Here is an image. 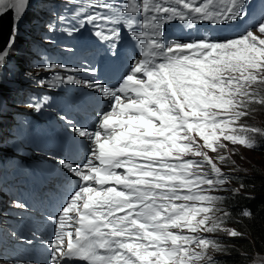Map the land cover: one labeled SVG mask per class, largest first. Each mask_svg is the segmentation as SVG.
Segmentation results:
<instances>
[{"label": "snow or ice", "instance_id": "1", "mask_svg": "<svg viewBox=\"0 0 264 264\" xmlns=\"http://www.w3.org/2000/svg\"><path fill=\"white\" fill-rule=\"evenodd\" d=\"M67 2L75 6L73 19L82 17L81 28L91 25L113 55L129 30L140 58L114 86L66 77L108 107L91 127L61 117L88 150L80 161L55 158L76 187L54 218L47 264H221L210 251L228 256L229 247L208 234H244L225 227L231 212L221 205L229 197L216 193L230 191L235 198L246 186L230 187L240 169L225 141L256 149L257 134L264 137V130L240 123L253 104L264 105V15L239 36L181 42L166 36L167 24L191 30L203 22L223 26L246 20L248 0ZM30 7L31 0H0V19L12 12L11 31L0 47V118L8 107L4 70ZM58 81L65 82L57 75L48 83ZM43 105L30 107L41 111ZM229 162L233 167L225 173L220 165ZM241 215L253 218L247 208Z\"/></svg>", "mask_w": 264, "mask_h": 264}, {"label": "rangeland", "instance_id": "2", "mask_svg": "<svg viewBox=\"0 0 264 264\" xmlns=\"http://www.w3.org/2000/svg\"><path fill=\"white\" fill-rule=\"evenodd\" d=\"M62 0H39L36 4H34L29 10L28 14L25 17V26H27V31L33 34V38L31 39H24L21 37L17 38V43H16V48H15V54L13 55L12 59L16 61V64H18V67L15 69V76L19 77L20 79H24L25 81L32 80V82L41 84L43 85L46 82L45 76L41 75L44 71L43 69H48L49 77H55L57 75L65 77L66 74L64 73V69H66L67 75H73L75 71L81 70L75 63H73V59L76 58V53L77 50H73L71 48L70 42L71 43H76L79 39V34H75L74 36L69 37V42H64V41H59L58 43H55V39L52 38V41L50 43H47L49 48H51V51L55 52V58L49 59L48 61H45V64L42 63L44 67L32 65V66H26V63L23 61V59L28 60H33L30 58V53H29V46H30V41H40L42 40L41 37L43 36L44 33L52 32L55 34V31L58 30V23L57 21H54L53 23L51 22V28L50 25L47 24V19L52 18L54 15V11L50 10V13L48 12V17H46V12L48 11V7H44L48 2L51 3H57ZM45 8V9H44ZM36 14H40L39 17H37ZM37 18V20H36ZM69 32V31H68ZM212 32V29H211ZM61 37V38H60ZM58 39L62 40V36H60ZM77 44V43H76ZM49 50V49H48ZM56 50V51H55ZM29 56V57H28ZM67 61V63H66ZM82 63V64H81ZM79 65H84V61H82ZM50 65H57L58 67L56 68H49ZM31 70H37L34 75L32 73H29ZM43 71V72H42ZM30 74L32 78H28L25 76V74ZM37 73L39 75H37ZM47 73V71H45ZM19 75V76H18ZM41 78V79H40ZM41 81H44V83H41ZM56 90L61 93V89L56 88ZM16 93V98L19 95H22L23 97H26V91L22 90L21 93L19 94L17 90L10 91L8 94H15ZM14 105L16 106L17 102H13ZM17 108H23V109H30V106L28 105L26 108L25 107H19L16 106ZM14 119V120H13ZM258 121V122H257ZM0 122H5V126L1 127L0 123V141H3V145L0 144V146L5 147L9 150H12L16 153L20 154H25L24 153V145H25V134L26 132L31 131L29 128H25V125L21 119H19V116L17 115L16 112L10 111V112H5L2 118H0ZM259 118H255L252 123L257 124L259 123ZM227 144V150H229V154L232 153L230 151L232 148L230 147L229 142L225 141ZM245 150H242L241 154L235 153L232 156L238 155L242 156L244 155ZM210 155H212L209 152ZM215 158V155H212ZM231 156V157H232ZM258 157V156H257ZM233 160V157L231 158ZM244 159L246 164H249V159L246 158H241ZM261 158H256V161H261ZM223 165V164H222ZM7 188L2 186L0 184V191H6ZM225 227L228 228H233L230 224H225ZM221 234L224 236V238H228L225 233H217ZM226 240H229L226 239ZM251 264H264V260H255Z\"/></svg>", "mask_w": 264, "mask_h": 264}, {"label": "trees", "instance_id": "3", "mask_svg": "<svg viewBox=\"0 0 264 264\" xmlns=\"http://www.w3.org/2000/svg\"><path fill=\"white\" fill-rule=\"evenodd\" d=\"M23 61L28 65L32 63L27 60ZM261 91L264 94V89ZM249 116L251 121L259 118L260 122L255 125L253 123V126L264 130V105L253 104ZM258 144L259 147L256 149H244L245 152L242 156H232L240 171L235 173L238 178L232 180L231 188H238L242 182L246 186L241 190V196L231 198L230 191L223 194L229 198L221 207L231 212L228 223L233 224L236 229L242 232L244 238H229V240H226L230 255L224 256L221 254V257L217 256L221 260V264H249L253 260H264V137H261ZM246 157L249 159L248 165L244 159H241ZM256 158L262 160L256 161ZM231 167L233 165L229 162L228 168ZM229 169L226 170L229 171ZM244 195H252L255 199H244ZM245 208L252 212V219L244 218L241 215ZM216 237L218 239L224 238L220 234H216ZM210 255L212 254L210 253Z\"/></svg>", "mask_w": 264, "mask_h": 264}, {"label": "bare ground", "instance_id": "4", "mask_svg": "<svg viewBox=\"0 0 264 264\" xmlns=\"http://www.w3.org/2000/svg\"><path fill=\"white\" fill-rule=\"evenodd\" d=\"M37 2H38V1H37ZM37 2H36V3H37ZM44 9H45V8H44ZM223 29L226 31L225 36H227V37L230 36L229 34L231 33V25H229V24H227V25H223ZM239 32H240V30H238L237 32H234V33H232V34H233V35H237ZM102 50H103V48H102ZM102 50H101L99 53H101ZM95 52H96V51H95ZM102 101H103L102 99H98L97 102L100 104V103H102ZM21 197H22V198H26L27 195L24 193V194H22ZM4 202H5V201L0 202V204H1V203H4ZM25 227H26L25 222H22L21 225L19 226V229H18L17 231H15V232H9L8 234L2 236V237L0 238V240H1V244H2L3 248H5V249H9V248H11V247L13 246L14 238H15L17 235L21 234V233L24 231ZM32 250H35V249L33 248Z\"/></svg>", "mask_w": 264, "mask_h": 264}, {"label": "water", "instance_id": "5", "mask_svg": "<svg viewBox=\"0 0 264 264\" xmlns=\"http://www.w3.org/2000/svg\"><path fill=\"white\" fill-rule=\"evenodd\" d=\"M36 0H31V5ZM22 23V22H21ZM20 23V26H21ZM12 26V12H8L2 19H0V47H2L7 42V38L11 31Z\"/></svg>", "mask_w": 264, "mask_h": 264}]
</instances>
